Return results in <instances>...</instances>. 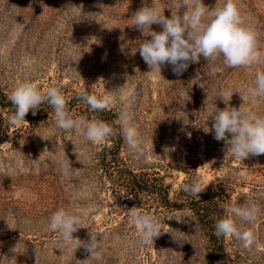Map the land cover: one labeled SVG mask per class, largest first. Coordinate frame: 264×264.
<instances>
[{
	"label": "rangeland",
	"instance_id": "rangeland-1",
	"mask_svg": "<svg viewBox=\"0 0 264 264\" xmlns=\"http://www.w3.org/2000/svg\"><path fill=\"white\" fill-rule=\"evenodd\" d=\"M0 264H264V0H0Z\"/></svg>",
	"mask_w": 264,
	"mask_h": 264
}]
</instances>
